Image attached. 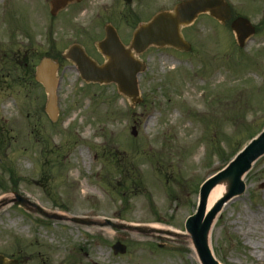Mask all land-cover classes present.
I'll list each match as a JSON object with an SVG mask.
<instances>
[{
  "label": "rangeland",
  "instance_id": "1",
  "mask_svg": "<svg viewBox=\"0 0 264 264\" xmlns=\"http://www.w3.org/2000/svg\"><path fill=\"white\" fill-rule=\"evenodd\" d=\"M51 1L0 0V254L7 264H201L189 237L168 232L186 233L200 185L264 124V0H226L225 22L200 14L181 30L188 52L135 54L147 65L136 101L86 82L62 55L79 44L101 64L107 24L128 47L138 25L183 0H74L55 13ZM238 17L255 27L243 47ZM43 56L59 61L57 120L35 79ZM244 180L210 233L222 264H264V156ZM10 189L63 219L16 205Z\"/></svg>",
  "mask_w": 264,
  "mask_h": 264
},
{
  "label": "water",
  "instance_id": "2",
  "mask_svg": "<svg viewBox=\"0 0 264 264\" xmlns=\"http://www.w3.org/2000/svg\"><path fill=\"white\" fill-rule=\"evenodd\" d=\"M74 0H52V13L67 6ZM209 12L212 16L225 22L232 17L230 5L226 0H187L178 4L173 12L165 11L156 14L150 22L141 25L135 32L132 41V49L140 54L152 45L172 46L179 50L190 51L191 45L184 40L181 28L191 25L201 13ZM232 29L237 35L240 46L246 39L254 34L255 27L248 19L239 17L232 22ZM100 51L106 56L107 62L97 65L83 50L80 45H73L64 55L65 58L74 61L82 76L88 82L111 83L118 85L119 90L133 101L140 94L137 76L144 71L146 66L134 58L131 49L122 44L115 28L112 25L106 27V37L98 43ZM59 68L58 60L43 57L36 68L35 78L41 82L49 95L46 111L52 120H57L58 109L56 105V72ZM136 135V133H133ZM264 155V130L253 139L238 155L222 170L210 176L200 187L199 200L196 212L188 217L185 227L190 236L201 264H222L214 255L210 247V232L219 213L226 202L240 196L246 190L245 175L251 170L253 164ZM228 182V189L211 208H208V200L212 190L221 182ZM15 204L23 205L31 210H38L48 218L62 220V216L48 213L27 197L15 193ZM70 221L80 224H92L95 221L85 218H69ZM108 225L119 229H138L132 226L115 224L107 221ZM168 232V231H167ZM178 238L184 235L168 232ZM115 254L126 252V245L116 242L113 245ZM0 264H7L6 258L0 255Z\"/></svg>",
  "mask_w": 264,
  "mask_h": 264
},
{
  "label": "bare ground",
  "instance_id": "3",
  "mask_svg": "<svg viewBox=\"0 0 264 264\" xmlns=\"http://www.w3.org/2000/svg\"><path fill=\"white\" fill-rule=\"evenodd\" d=\"M227 189H228L227 181L221 182L220 184H218L210 193L209 200H208V208H211L222 196H224L225 193L227 192ZM135 226H139V225H135ZM150 227L157 230L158 232L165 231L161 225L154 224V225H150ZM193 257L196 258L194 253H193Z\"/></svg>",
  "mask_w": 264,
  "mask_h": 264
},
{
  "label": "trees",
  "instance_id": "4",
  "mask_svg": "<svg viewBox=\"0 0 264 264\" xmlns=\"http://www.w3.org/2000/svg\"><path fill=\"white\" fill-rule=\"evenodd\" d=\"M262 127H264V124L261 125L260 129H259L257 132H253V134H251V135L249 136V139H251L252 137H254V136H255V135H256V134L262 129ZM249 139H248V140H249ZM248 140H247V141H248ZM245 142H246V141H245ZM243 144H244V143H243ZM243 144H241V146H242ZM235 153H236V152H235ZM235 153H234V155H235ZM234 155H233V156H234Z\"/></svg>",
  "mask_w": 264,
  "mask_h": 264
}]
</instances>
